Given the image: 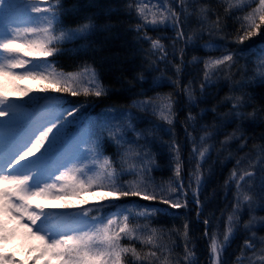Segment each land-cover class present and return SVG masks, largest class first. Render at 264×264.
<instances>
[{
	"label": "snow or ice",
	"instance_id": "6c2138e0",
	"mask_svg": "<svg viewBox=\"0 0 264 264\" xmlns=\"http://www.w3.org/2000/svg\"><path fill=\"white\" fill-rule=\"evenodd\" d=\"M216 2L223 6V15L211 0H127L125 10L137 21L131 30L150 45L148 68L159 71V63L166 68L171 65L174 77H167V83L176 91L140 93L130 106L107 109L93 118L87 98H107L114 89L105 85L92 64L84 62L77 70L66 71L58 58L72 52L66 45L74 42L85 41L81 46L85 51L91 48L92 38L101 30L94 16L72 26L66 20L80 9L66 7L64 0H0V245L21 235L38 240L39 245L30 249L37 253L31 264L41 259L44 264H202L190 232L191 203L205 226L208 258L203 264H228L225 255L241 231L248 236L235 264H264V236L257 235L264 228V216L257 215L264 211V144H254L235 159L224 183L232 200L230 210L226 206L221 211V218L226 215L223 230L215 223V214L201 219L206 207L201 195L212 173L204 168L210 152L216 151L219 159L234 140H241L243 148L249 138L238 135L236 129L225 133L217 148L215 137L224 121L201 123L203 113H215L216 107L197 114L191 109L204 102L208 89L222 80L230 85V92L264 86V39L241 47L264 30V0ZM193 20L196 28L189 27ZM232 27L234 32L228 31ZM149 29L171 30L174 35L151 36ZM189 46L203 48L209 55L185 61ZM249 56L255 57L252 75L248 64H241ZM188 64L203 65L198 89L191 80L182 83ZM137 79L144 81V72ZM23 80L38 81L41 87L30 89L19 83ZM8 85L21 96H10ZM181 94L188 108L183 123L191 152L185 157L174 135L163 144L170 149L173 176L158 182L153 175L159 170L153 152L159 139L155 132L164 125L174 129ZM66 96L85 100L73 103ZM253 99L246 92L226 96L232 107L225 118L254 123L256 109L241 111ZM149 116L154 119L147 120L148 127L139 128ZM197 130L202 134L193 135ZM109 147L114 149L111 154ZM227 158H232L231 152ZM186 162L192 164L187 172ZM56 200L66 201L65 210L34 203ZM179 209L186 210L179 227L157 223L159 216L180 218L181 213L173 211ZM246 211L249 218L243 221ZM0 264L24 262L0 254Z\"/></svg>",
	"mask_w": 264,
	"mask_h": 264
},
{
	"label": "trees",
	"instance_id": "16d2710c",
	"mask_svg": "<svg viewBox=\"0 0 264 264\" xmlns=\"http://www.w3.org/2000/svg\"><path fill=\"white\" fill-rule=\"evenodd\" d=\"M213 7L217 8L221 15H223V6L219 5L216 0H211ZM66 7H72L76 5L80 11L76 15L69 16L66 23L75 26L77 23L83 22L84 17L94 16L96 23L101 27V30L92 38L91 48L85 49L81 47L85 45V41H79L78 43H72L66 45V47L72 48L73 51L65 55L60 56L59 62L66 71H75L78 66L84 62L92 64L101 75L105 85L114 89V91L107 98H94L89 97V106L87 111L92 113H101L107 109H123L132 104L133 100L138 98V94L146 93L149 96L159 93L174 92V89L167 83V77H174L175 69L169 65L167 68L164 63H159V71H153L148 68L147 51L150 47L149 43L143 40H138L137 33L131 30V25H134L137 21L135 16H129L125 10V4L127 0H64ZM215 19V17H212ZM232 24V21H228ZM111 25L108 30H104V26ZM190 28H196L197 24L193 20L190 23ZM235 28H229L228 31L234 32ZM151 36H173L174 33L171 30L153 31L148 30ZM204 39H208L207 33L204 35ZM264 39V30L259 35L253 36L250 41H245L244 47L252 41H260ZM165 44H170V40H165ZM203 43V41H201ZM213 55H220L219 52L212 53ZM200 56L207 57L209 52L203 48L193 49L191 46L185 49V61H191L192 57ZM151 59L155 60L153 56ZM255 57L249 56L247 60H242L241 64L247 63L249 75L253 74L255 64ZM176 63H179V54L176 56ZM202 68L203 65L188 64L184 73L182 74V83L187 84L188 81H193L198 89L199 83L202 80ZM144 72L146 79L140 81L137 79L139 73ZM163 73V75H162ZM159 85V86H157ZM243 92L250 94L254 99L249 103L247 108L241 109L246 113H251L254 109L257 110V117L253 123L250 120L241 121L240 119H233L231 116L225 118V114L231 110V104L225 101V97L229 95H241ZM209 95L204 98V102H201L198 107H193L191 111L193 114L201 112V109L209 110L216 107V112L206 111L203 113V124H220L224 121L223 127H221L219 134L215 137L216 146L219 148V141L224 139L225 133H231L233 130L239 129L238 135L243 134L244 137H248V143L245 147L241 148L242 141L234 140L228 151L223 152L220 158H217V152H210V159L204 166L205 169L211 168L212 173L208 180L207 189L202 193L201 200L206 202V207L203 209V216L207 217L211 214H215L217 217L216 224L220 225L223 230V220L221 218V211L226 208L230 210V202L232 200L231 192L224 188V183L229 177L232 168L235 165V159L243 156L252 149L254 144H264V86L254 84L251 87L242 91L230 92V85L226 81H221L217 85L208 89ZM67 99H74V103L84 102L85 97H71L66 96ZM181 110L178 113V118L175 123V127L172 131L168 130V126L164 125L161 129L155 132V136L159 137L156 140V144L153 146V152L156 154V162L159 166V170L153 172L155 179L159 182L161 180H168L173 176V166L171 165L170 149L163 147L162 145L170 142L175 136L184 148L183 155H187L191 152V142L186 141L184 120L188 113L185 97L181 94L179 96ZM133 111H136L133 109ZM145 114L140 113V116ZM154 119V117H147L141 122L138 127H148L147 120ZM231 122H228V121ZM202 133L197 130L193 135H200ZM212 143V141H209ZM114 151L111 147L108 149V154ZM229 152L232 154V158H227ZM192 164H185V171H190ZM227 194V195H226ZM137 200L139 203H150L140 200L139 198H130ZM192 197L189 195V200ZM122 203L123 200L116 201ZM154 203V202H152ZM190 216V232L196 243L198 254L201 257L202 264L208 258L207 241L203 236L205 226L199 222L196 217V206L189 204ZM181 213L180 218H174L173 216H159L157 223L167 228L173 226L179 227L182 224L183 214L185 209L173 210ZM258 216H264V211H258ZM249 218L248 212H244L242 220L246 221ZM258 236H264V228L257 230ZM248 236V233L241 231L232 241L231 246L228 248L225 255V259L228 264H235L236 256L239 254L241 246L244 240ZM182 251V247L180 249Z\"/></svg>",
	"mask_w": 264,
	"mask_h": 264
},
{
	"label": "rangeland",
	"instance_id": "374dc122",
	"mask_svg": "<svg viewBox=\"0 0 264 264\" xmlns=\"http://www.w3.org/2000/svg\"><path fill=\"white\" fill-rule=\"evenodd\" d=\"M19 83L27 85L30 89H36V88L41 87V84L38 81L23 80V81H20ZM8 90H9L10 96H12L13 98L21 96V93L14 91L11 85H8ZM71 101L73 102L74 99H72ZM76 103H79V102L76 101ZM88 107H91V106H88ZM89 113H92V111H89ZM101 113H103V111ZM92 114H93V118H95L96 113H92ZM97 195L98 196L105 195V193H98ZM108 195L111 196V193H108ZM87 199L95 200L96 197L88 196ZM36 202L43 203L46 207H52L53 205H55V206H58L57 210H65L63 209V204L66 201H61V200L34 201V203ZM71 203L80 204L81 201L73 200L71 201ZM39 243L40 242L38 240H27L21 235L15 239L8 241L7 243L3 245H0V254H11L12 256H14L16 260L23 261L24 264H31L33 258L37 255V253L35 251H30V249L33 248V246H38ZM38 264H44V260L41 259L38 262Z\"/></svg>",
	"mask_w": 264,
	"mask_h": 264
}]
</instances>
